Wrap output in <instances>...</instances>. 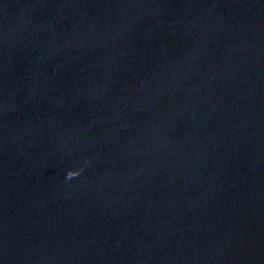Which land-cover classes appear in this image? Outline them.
<instances>
[{
    "label": "water",
    "instance_id": "water-1",
    "mask_svg": "<svg viewBox=\"0 0 264 264\" xmlns=\"http://www.w3.org/2000/svg\"><path fill=\"white\" fill-rule=\"evenodd\" d=\"M0 264H264V0H0Z\"/></svg>",
    "mask_w": 264,
    "mask_h": 264
},
{
    "label": "clouds",
    "instance_id": "clouds-1",
    "mask_svg": "<svg viewBox=\"0 0 264 264\" xmlns=\"http://www.w3.org/2000/svg\"><path fill=\"white\" fill-rule=\"evenodd\" d=\"M72 176H75V175H73V172L69 173V177H72Z\"/></svg>",
    "mask_w": 264,
    "mask_h": 264
}]
</instances>
